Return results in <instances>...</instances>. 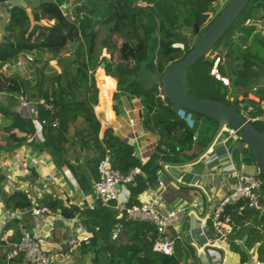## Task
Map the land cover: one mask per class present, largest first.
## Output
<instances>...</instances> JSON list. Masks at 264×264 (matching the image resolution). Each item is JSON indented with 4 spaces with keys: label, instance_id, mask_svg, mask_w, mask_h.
Instances as JSON below:
<instances>
[{
    "label": "trees",
    "instance_id": "16d2710c",
    "mask_svg": "<svg viewBox=\"0 0 264 264\" xmlns=\"http://www.w3.org/2000/svg\"><path fill=\"white\" fill-rule=\"evenodd\" d=\"M215 1L64 0L68 5L62 9V0H40L35 9L7 7L0 36V64L14 66L20 58L31 76L10 71L0 80L11 94L6 100L30 102L35 109L26 116L0 101V149L10 151L24 145L45 149L54 164L68 167L84 193H93L96 164L104 156L121 174L138 167L140 172L124 184L128 190L125 204L137 203V195L156 183L160 162H182L194 157L217 126L214 119L174 106L160 96L161 73L193 46V26L200 27L214 18L209 19L208 11ZM263 14L264 0H248L211 49L187 68L189 95L218 100L240 114L251 105L248 115L260 114L257 102L249 94L264 100V84L251 89L264 78V33L257 26V18ZM76 43V57L60 61L63 71L47 72L49 65L44 54L66 53ZM175 43L182 47L174 46ZM102 48L107 56L100 55ZM25 54H30L31 60ZM98 66L105 75L98 70L101 85L108 83L111 89L113 78L116 92L140 96L141 123L157 135L155 146L143 163L135 156L132 144L109 126L101 129L93 112L98 101L94 79ZM213 67L219 78L211 74ZM81 89L84 96L78 98L76 92ZM251 123L264 132V121ZM239 159L243 164H256L247 148L241 158L233 151L236 166ZM30 171L31 176L36 175L33 168ZM258 175L262 177L260 171ZM4 177L0 172V201L7 211L29 208L31 201L22 190L3 189ZM38 202L52 211L59 209L64 218L80 219L87 241L79 238L74 246L81 252H91L94 264H182L188 257L193 259L191 246L178 237L173 238L170 254L153 250L154 226L126 218L114 201L103 204L95 197L92 205L80 207L44 194ZM27 214L10 217L3 224L0 236L7 230L11 233L7 242L0 238V250H8L9 244L18 240V225H26ZM223 214L240 225L229 236L230 250L239 263L251 264L255 251L264 264V206L249 208L240 200L226 204ZM113 229L115 238L110 237ZM0 264H6L4 253Z\"/></svg>",
    "mask_w": 264,
    "mask_h": 264
},
{
    "label": "crops",
    "instance_id": "0c3cea01",
    "mask_svg": "<svg viewBox=\"0 0 264 264\" xmlns=\"http://www.w3.org/2000/svg\"><path fill=\"white\" fill-rule=\"evenodd\" d=\"M62 2L64 3V0ZM63 5L67 6L68 3ZM7 7V2H0V36L7 19ZM261 18H264V16H258L257 21H260ZM8 66L10 65L7 63L0 64V71ZM96 74H98V71ZM96 79L98 81V85L95 83L98 89V101L97 104L93 105L92 109L100 121L101 129L107 126L111 127L116 135L133 145L135 156L145 161L155 146L157 135L146 130L141 123L140 96L116 92L115 80L111 78L113 83L109 96L105 104L101 105L99 100L101 81L98 77ZM10 95V93L0 89V101L17 110V105L21 101L6 100L7 96ZM34 109L35 105L27 102L20 113L30 116V114H33ZM222 144L221 140H215L211 146L212 154L218 158H213L212 154L206 153L205 156L191 164L179 166L165 164L161 166L160 162L156 183L137 195L138 202L142 199L157 196L158 208L161 211L176 210V217L168 226V232L171 237V230H174L175 237L181 238L179 226L185 212L189 210L183 223L182 235L193 250V259L188 257L182 264H209L204 249L207 241L212 236L208 226L210 211L215 201L230 189V186L220 183L218 174L213 175L211 179L207 175L209 171L215 169L216 165L220 167V165L227 166L228 164V159L223 156L224 147ZM14 155H20L19 163L15 162ZM208 157L211 158L209 161L207 160ZM30 158L36 159L37 164L31 165L29 162ZM240 161L241 159H239ZM31 168L35 170L36 175H30ZM237 168L249 174L258 173L259 171L254 163H240ZM0 172L5 175L3 184L11 182L13 185L20 186L28 183L33 189L35 188L38 191L39 198L47 194L60 199L63 203H74L80 207L85 204L92 205L95 198L94 193H84L80 189L67 166L54 164L50 154L45 149H35L26 145L10 151L0 149ZM49 174L55 176V181L49 179ZM167 176L170 182L167 181ZM158 180L164 183V191H161L157 185ZM119 188V197L121 200H125L126 203L128 190L125 185H120ZM190 207H194L195 210L190 209ZM5 210L0 201L1 227L9 219ZM24 219L26 228L37 237L42 248L50 251L60 249L65 252L62 258L51 264H94L91 261V252H81L77 245L69 248V238L75 237L77 242L79 235L86 234L77 216L64 218L57 211L51 210L50 213H45L43 216L38 217H32L27 214ZM231 257H234L235 263L240 264L236 254L231 250L226 251L221 264L227 262V259Z\"/></svg>",
    "mask_w": 264,
    "mask_h": 264
},
{
    "label": "built area",
    "instance_id": "2783aa9c",
    "mask_svg": "<svg viewBox=\"0 0 264 264\" xmlns=\"http://www.w3.org/2000/svg\"><path fill=\"white\" fill-rule=\"evenodd\" d=\"M217 2L220 5H225L227 0H220ZM25 58L27 60H31L32 57L30 54H25ZM21 62V59L18 58L16 65H21ZM210 72L212 75L219 78V75L217 74L214 67ZM223 81L226 82L225 79H223ZM260 84H264V78L261 83L254 84L251 89L255 90L257 85ZM160 96L163 97L162 94H160ZM249 97H252L257 102V106L261 112L260 114L249 116L248 112L252 110L253 107L251 105H247L242 112V116H244L250 122L257 120L264 121V100H259L258 98L253 97L251 94H249ZM26 104L27 102L21 101L17 105L16 111L21 112L22 108ZM215 140H221L223 143V156L228 159V164L227 166L220 165V167L216 165L214 167L215 169L213 171H209L207 175L211 179L213 175L218 174L220 176V183L230 186V189L228 192H226V194L215 201L210 211L208 226L212 236L207 241V245L204 249L209 264H221L226 251L230 250L231 238L229 236L240 227V225L228 215L223 214L224 206L226 204H232L240 200H243L249 208L261 209L264 206V188L262 186V177H260L258 173H246L237 168V166L234 164L233 151L236 150L239 154V157L241 158L244 148H247L245 143L239 137L237 131L233 127L224 124L221 127L220 132L215 137L214 141ZM212 144L206 150L203 156H205L206 153L212 154ZM212 157L218 158L217 156H214V154H212ZM14 159L16 163H19L20 155H14ZM210 159V157L207 158L208 161ZM29 162L33 166L37 164V160L34 158H30ZM140 162L143 163L144 160H140ZM240 163H242V161H240ZM96 170L97 179L92 182V190L95 197L98 198L103 204L114 201V206L120 212H123L125 217L128 219L143 220L151 223L154 226L156 232V238L153 241L152 249L164 254H170L172 252L173 238L168 232V226L176 217V210L168 209L166 211H161L158 208L157 196L142 199L138 203L132 205H126L125 200H121L119 197L120 185H124L126 182L132 181L133 176L140 172L138 167H133L126 174H121L116 169L112 168L108 157L104 156L98 160L96 164ZM48 177L51 181H55L56 179L55 176L51 174H49ZM157 185L160 187L161 191H164L165 186L161 180L157 181ZM2 186L6 192L12 189L22 190L31 201V206L26 209L9 212L5 208L8 218L11 216H22L26 212L32 217L43 216L45 213L51 212L47 205L38 202V191L35 190V188L33 189V187H31L28 183L19 186L13 185L11 182H7ZM242 208L243 204L238 206L239 211ZM55 211L60 213L59 209ZM247 222L248 221H243V224H246ZM18 232V240L11 242L9 244L10 248L8 250H0V255L4 253L6 264H51L65 255V252L60 249L56 251H50L42 248L37 237L22 223H19L18 225ZM10 233L11 230H7L5 233H3L0 236L1 240L7 242L6 237ZM115 236L116 229H113L110 232V237L115 238ZM79 238L85 242L87 241L86 234L79 235ZM75 242V237L69 238V248L70 246H74ZM251 257V264H263L262 261L257 259L256 252L253 251Z\"/></svg>",
    "mask_w": 264,
    "mask_h": 264
},
{
    "label": "water",
    "instance_id": "95a60500",
    "mask_svg": "<svg viewBox=\"0 0 264 264\" xmlns=\"http://www.w3.org/2000/svg\"><path fill=\"white\" fill-rule=\"evenodd\" d=\"M0 2H7L8 7L21 6L26 8L29 5V8L35 9L38 7L40 0H0ZM247 2L248 0H227L221 9L216 8V15L198 35L193 46L183 57L169 63L161 73L160 90L169 102L174 106L201 113L217 122L211 138L194 157L182 162L163 161L161 162V166L165 164L179 166L196 162L213 143L221 127L224 124H229L237 131L239 137L254 158L262 175V186L264 188V132L255 129L250 121L242 116V114L236 112L231 106L210 98H195L189 95L186 90L187 68L211 49L212 45L230 26ZM197 30L198 26L194 25L193 32L196 33ZM100 66H103V62L100 63ZM190 209L195 210L194 207H190ZM188 211L185 212L179 226L180 237L182 239H184L182 235L183 223ZM171 234L172 237L176 235L174 230H171Z\"/></svg>",
    "mask_w": 264,
    "mask_h": 264
},
{
    "label": "rangeland",
    "instance_id": "374dc122",
    "mask_svg": "<svg viewBox=\"0 0 264 264\" xmlns=\"http://www.w3.org/2000/svg\"><path fill=\"white\" fill-rule=\"evenodd\" d=\"M217 1H220V0H216L215 2H213L211 4V8L208 11L209 19L213 18L215 16V14L217 12L216 8L221 9L224 6V5L218 4ZM63 6H65V5H61L60 7L63 9ZM26 8H29V5H27ZM206 24L198 27L197 32L193 33L194 35L191 36V39H190L191 41H195L197 39L198 35L203 30V28L206 26ZM257 26L259 28H261V31L264 33V18L263 19L261 18L260 21H257ZM174 46L182 47V44L175 43ZM78 52H79V47H78V43H76L66 53H57V54H52V55H50L49 53H45L44 56H45V58L47 60V63L49 65V67L47 69V72H52V71H61L62 72L63 71V67H62L60 61H63L66 58H68V59L74 58V57H76ZM100 55L107 56L105 48L101 49ZM213 55H214V53L209 54L210 57H212ZM22 64L20 66L11 65V66L5 67L2 71H0V77L1 76L4 77V75H6L10 71H17L21 75H23V74H25L27 72V75L30 77L31 73L26 70V63H22ZM98 70H101L99 66L97 67L96 71L94 72V79H95V83L97 85H98V83H97L98 81L96 79L97 78V74L96 73H97ZM0 89L3 90L4 92H8L7 85L2 80H0ZM109 93H110V85L108 83H102V85H101V95H100V98H99V100L101 102V105L105 104L106 99L109 96ZM76 95H77L78 98L80 96H84L83 90L81 89L78 92H76ZM0 127H1V123H0ZM0 130H1V128H0ZM0 133H1V131H0ZM167 181L170 182V179H169L168 176H167ZM224 264H237V263H235L234 257H231V258H228L227 262H225Z\"/></svg>",
    "mask_w": 264,
    "mask_h": 264
}]
</instances>
